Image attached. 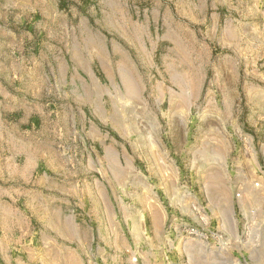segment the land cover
I'll use <instances>...</instances> for the list:
<instances>
[{
    "label": "rangeland",
    "instance_id": "rangeland-1",
    "mask_svg": "<svg viewBox=\"0 0 264 264\" xmlns=\"http://www.w3.org/2000/svg\"><path fill=\"white\" fill-rule=\"evenodd\" d=\"M248 1L231 0L244 10L228 23L244 32L243 61L213 46L186 108L119 80L98 103L94 83L72 82L71 52L111 47L124 15L153 0H0V264H264L249 207L264 201V149L252 140L264 112V0L258 16ZM161 110L180 114L175 131ZM92 114L97 127L84 123ZM179 191L198 212L165 206ZM181 218L200 236L175 232Z\"/></svg>",
    "mask_w": 264,
    "mask_h": 264
},
{
    "label": "crops",
    "instance_id": "crops-1",
    "mask_svg": "<svg viewBox=\"0 0 264 264\" xmlns=\"http://www.w3.org/2000/svg\"><path fill=\"white\" fill-rule=\"evenodd\" d=\"M153 1L152 11L124 15L123 32L115 35L111 47L101 46L97 52L86 48L80 51L76 48L71 52L68 59L76 60L75 65L80 69L75 81L72 82L85 85L94 83L97 91L89 92V97L94 101L99 103L100 100L109 99L111 89L119 80L129 85H138L140 93L142 85H150L152 91L153 87L157 89L159 87L161 91L157 95L150 91L155 94L156 99L182 100L183 106L188 108L191 101L201 96V92L199 90L193 92L190 85L206 82V78H200V73L205 67H211L213 46L218 45L220 50L225 52L230 46L236 64L243 61L244 32L238 26L234 29L228 27L229 15L237 14L239 10L243 12L244 8L241 5L234 6L231 0ZM258 1H248L251 14L257 12V16L258 9L254 4ZM250 39L252 43L258 42V34H251ZM82 59L84 62H80ZM90 59L92 63L86 62ZM223 60L228 61L227 57ZM95 61L100 63V67L108 69L106 80L96 77L93 71ZM167 83L171 86H166ZM175 85H178L180 90L177 91ZM220 95L221 99L233 98L228 97V93ZM209 96L212 98V94ZM173 108L171 105L168 110ZM161 113L163 118H166L163 121L164 130L175 131L180 114L171 113L168 117L164 110H161ZM263 113L257 115L252 140L254 142L256 139L257 144L264 149ZM93 120L92 114V118L84 120V123L97 127ZM107 148V157L110 158L112 156L110 146ZM225 204L220 199L213 208L222 209ZM249 207H255L258 211L255 230H258L260 237L256 239L253 235V241L263 243L264 201H254Z\"/></svg>",
    "mask_w": 264,
    "mask_h": 264
},
{
    "label": "built area",
    "instance_id": "built-area-1",
    "mask_svg": "<svg viewBox=\"0 0 264 264\" xmlns=\"http://www.w3.org/2000/svg\"><path fill=\"white\" fill-rule=\"evenodd\" d=\"M255 186L259 187L260 183L256 182ZM190 195H192L191 191H179L178 193H174L171 197L167 196V200H164V204L167 208L170 207L177 211H183L186 209L190 212H198L199 206L194 201L189 200ZM236 197L240 198L241 193L238 192ZM202 220L205 222L207 219L202 216ZM170 227H172V229L177 233L184 232L190 236H200V232L197 229L190 227L183 218L175 219L174 223H172Z\"/></svg>",
    "mask_w": 264,
    "mask_h": 264
}]
</instances>
